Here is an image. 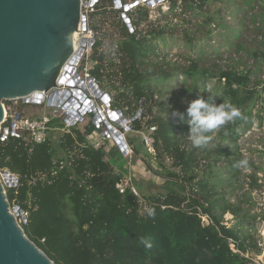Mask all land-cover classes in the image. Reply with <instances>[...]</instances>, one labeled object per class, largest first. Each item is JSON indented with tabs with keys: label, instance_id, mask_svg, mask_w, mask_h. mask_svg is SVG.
I'll return each instance as SVG.
<instances>
[{
	"label": "trees",
	"instance_id": "1",
	"mask_svg": "<svg viewBox=\"0 0 264 264\" xmlns=\"http://www.w3.org/2000/svg\"><path fill=\"white\" fill-rule=\"evenodd\" d=\"M212 1L237 0H169V12L180 8L183 17L187 12L200 14ZM241 1L249 10L260 5L251 19L256 22L259 17L264 28V0ZM104 2L97 1L89 14V28L95 33L90 58L96 62L90 75L109 94L111 108L132 118L133 130L155 127V154H145L158 167L155 173L163 178L158 187L163 189H146L144 210L129 189L119 193L115 185L129 168L127 164L117 168L102 147L95 149L87 143L92 124L81 131L76 125L50 131L43 143L32 142L25 132L5 138L0 135V172L8 170L17 176L6 197L10 207L27 212L26 220L20 222L23 232L54 264H249L240 253L258 252L259 247L242 225L253 226L257 214L242 205L251 202L245 195L232 202L227 196L230 193L217 192V185L225 179L217 182L212 171L223 160L230 172L226 184L235 186L239 132L250 126L255 104L264 106V78L258 73L264 66V50L246 49L238 43L237 51L243 50L253 60L243 69L235 65L240 60L226 68L200 66L192 57L184 64L164 57L157 60L155 50L167 23L160 25L159 18L151 19L146 7L138 5L127 12L133 27L129 31L119 10L107 9ZM147 20L156 21L155 26L138 30ZM259 46L264 47V33ZM178 75L184 79L170 85L168 81ZM211 78H216V84L207 92L204 85ZM175 86L178 99L186 104L201 96L213 97L216 104L237 108L241 116L209 133L213 139L207 146L194 147L187 139L189 126L173 118L175 109L169 107ZM167 92L171 97L166 100ZM138 110L140 116L135 117ZM52 124L63 125L59 119ZM55 133L58 136L52 139ZM127 142L134 145L132 137ZM247 161L253 170L247 174L250 193L261 186L256 177L260 167ZM131 183L139 185L137 179ZM148 209L154 210V216L148 215ZM226 212L234 216L236 224H222ZM201 214H207L211 222L203 224ZM142 237L151 247L141 243Z\"/></svg>",
	"mask_w": 264,
	"mask_h": 264
},
{
	"label": "rangeland",
	"instance_id": "2",
	"mask_svg": "<svg viewBox=\"0 0 264 264\" xmlns=\"http://www.w3.org/2000/svg\"><path fill=\"white\" fill-rule=\"evenodd\" d=\"M99 1H105L104 5L107 9H111L113 7L110 6L111 3H109V0ZM121 1L123 3H130L129 0ZM168 6L169 0H161L160 2H156L153 6L145 5L148 11V16L152 17L151 19L159 18L160 25L167 23L163 39L157 43V50H155L157 60L164 57L166 60L173 63L184 64V60L187 57H192L197 59L200 66L212 67L217 64L222 68L229 67L233 61L237 62L240 60L241 62L235 65L238 69H243L246 66H251L253 60L252 58L247 59V55L243 50L237 51L238 43L243 44L246 49L254 50L258 48V51L261 49L264 50V47L259 46L260 39L264 33V28L262 24H260L259 17L256 22H253L251 19L253 15L258 13L260 5H257L254 9L249 10L248 6L241 0L234 2L212 1L204 10L201 11L200 14L187 12L185 17H183L184 15L179 14L180 8L175 9L173 12H169V8L162 9L163 7ZM210 17L211 19L208 20ZM112 19L113 18H111V20ZM151 22L152 21L149 20L142 22L138 26V30L144 32L151 26H155L156 21H154V23ZM110 30H114V27L110 26ZM188 36H191L192 40L188 41ZM114 37H117L116 32ZM104 42H109L108 38H105ZM106 45L107 44H105V46ZM258 73L261 78H264V66L261 67V70L258 71ZM183 79L184 77L182 75H178L176 78L169 80L168 83L170 85H174L180 83ZM215 84L216 78L207 80L204 85L206 91L212 92ZM101 90L105 91L104 89ZM178 93L179 88L175 86L173 96L171 97V94L167 92L165 99L167 100L171 97L169 100V107L174 108L175 110L173 111H186L190 101L186 104L185 101L179 100ZM153 99L154 101L156 100V95ZM15 105L21 111L23 110L26 115L48 112L50 110L43 105H25L21 104L20 101L15 102ZM156 109V107L153 108L154 112ZM252 115L250 126L246 130L239 132L236 152L239 154V160L246 159L260 167V169L256 171L257 181H259L257 183L261 185L260 188L253 189L250 193H248L249 178L247 174L253 171L252 167L249 166L239 168V173L235 180V186L232 187L226 184V180L228 179L230 172H227V169L223 166V160H220L217 166L213 168L212 176L217 182L220 180L223 182L225 179L223 184L217 185L216 190L217 192L224 190L227 193H230L229 195L227 194L230 201L233 202L235 200H239L240 195H245V197L251 200L250 203L244 202L242 205L248 207L250 213L257 214L256 222L253 226H250L247 222H245L242 227L244 230L252 233L257 246L261 249L263 240L259 229L264 223V106H261L258 103L255 104L252 109ZM173 118L176 119L177 117ZM89 119L90 115L86 114L84 119L78 122L79 124H75L77 129L79 131L83 130L84 127L89 124ZM53 131L58 132L62 130L56 129ZM214 132L215 130L213 133ZM57 136L58 134L55 133L51 138L55 139ZM128 136L134 139V145H131L130 143L129 145L132 146L133 149L137 148L136 150H138L137 152L134 150L136 155L132 158L133 160L131 166L129 167V171L133 176H135L133 179H137L139 181V185L135 186L140 191V195L143 196V194L146 193L148 183L156 184L157 188H155V190L162 191L163 188H159L158 186L163 181V178L159 174H154V171H158V167L151 161V159H149V156L145 154L146 151L142 145L140 135L134 132L130 133ZM112 143L113 142H110V144ZM105 149L106 157L117 168L123 167L126 163H128V158H125L120 153V150L115 144L110 146L107 145ZM138 154L139 157L142 158L143 164L139 165L136 163L139 158ZM148 168L151 169L150 172L148 171ZM8 188L9 186H5V192ZM14 209L15 206H12L11 210L13 211ZM144 209L145 208H143V210ZM202 221L203 224H207L205 219L202 218ZM222 222L232 226L236 224V219L231 213L226 212L223 214Z\"/></svg>",
	"mask_w": 264,
	"mask_h": 264
},
{
	"label": "water",
	"instance_id": "3",
	"mask_svg": "<svg viewBox=\"0 0 264 264\" xmlns=\"http://www.w3.org/2000/svg\"><path fill=\"white\" fill-rule=\"evenodd\" d=\"M110 6L119 13L129 31L133 30L127 12L139 5V0L123 3L109 0ZM161 0H148L153 6ZM97 0H91V5ZM81 0H0V127L4 119V100L20 98L24 103H40L41 95L55 85L61 69L76 62L83 50L84 40L73 54L72 35L79 25L85 30V17L80 14ZM94 39L88 41L91 47ZM100 100L109 104L110 96L99 89L91 78ZM33 94V98L29 95ZM47 106H55L50 97ZM87 111L93 112V108ZM85 111H82L84 114ZM125 121L121 110H116ZM82 114L78 121L82 120ZM97 116L94 115L93 125ZM75 122L71 123L72 125ZM124 156L127 148L124 142L116 141ZM14 174L4 170L0 174V264H54L23 232L18 215L22 209L15 206L12 211L6 197L5 186H12ZM17 179V178H16ZM15 184H13L14 186ZM157 185L148 183L150 191ZM22 220L26 219L22 217ZM260 233L263 244L258 252L250 251V257L264 264V223Z\"/></svg>",
	"mask_w": 264,
	"mask_h": 264
},
{
	"label": "built area",
	"instance_id": "4",
	"mask_svg": "<svg viewBox=\"0 0 264 264\" xmlns=\"http://www.w3.org/2000/svg\"><path fill=\"white\" fill-rule=\"evenodd\" d=\"M146 1L148 0H139V5L145 6ZM129 2L131 1L129 0ZM90 3L91 0H81L80 14L85 17L86 26L85 30H82L80 25L78 27L77 37L75 40L77 44L76 49L73 42L74 54L80 47L82 40H84L83 50L77 57L76 62L69 64L66 69H61L55 85L49 90L46 92H37L41 95L39 104L24 103L20 98L4 100L2 103L4 119L0 127V135L2 138H5L10 133L25 132L32 142L43 143L48 139L50 131L56 129L63 130L65 127L71 126V123L73 122H75L73 124L75 125L79 122L78 117L81 112L85 111L84 114H82V119H84L86 114L90 115V119L88 120L89 124L93 125L92 122L94 115L97 116V125H93L94 128L92 132L87 135V143L95 149L102 147V149L105 151L107 145H116V141L124 142L127 148V153L124 155V157L128 158L129 160L128 163H126L129 168L133 160L132 158L136 155V152L132 146L128 144L127 136L130 133H138L146 153H148L150 156H154L155 151L153 146L154 139L152 132L155 130V127L149 126L143 131L133 130L131 125L132 118L126 117L122 113L125 119V121H123L121 115L116 112L117 109H112L110 103H103L100 100V97L96 95V89L91 82V78L93 77L90 75V70L95 66L96 62L90 58L91 47H88V41L90 39H95V33L89 28V14L95 11V4L91 5ZM164 8H169V6L163 7L162 9ZM29 97L33 98L34 96L33 94H30ZM50 97L53 99V102L58 103V105L47 106L46 101ZM17 101H20L21 104L25 105H43L50 110L48 112L26 115L24 114L23 110L21 111L16 107L15 102ZM90 107L93 108V112L87 111ZM139 116L140 110L136 112L135 117ZM54 119H59L60 123L63 125L54 126L52 124ZM187 139H189V137H187ZM110 142L113 143L110 144ZM136 163L139 165L143 164L142 158L139 157ZM150 168H148L149 172L151 171ZM154 174L157 175L155 171ZM14 177L15 178H12V186L13 184L16 185L17 183V176L14 175ZM134 177L135 176H133L129 171L123 179L116 183L115 188L119 193H123L125 190L129 189L138 198L142 208H145V200L143 196L140 195V191L137 189V187L131 183ZM8 186L10 187V185ZM26 216L27 212L22 210V214L18 215L17 219L21 222L23 221L22 217L26 219ZM200 217L201 219H205L207 224L211 222L207 214H201ZM222 224H224L226 227H230V225H227L226 223L222 222ZM230 246L234 252H239L234 248L232 243H230ZM240 254L249 260V264H261L259 261L251 258L249 252Z\"/></svg>",
	"mask_w": 264,
	"mask_h": 264
},
{
	"label": "clouds",
	"instance_id": "5",
	"mask_svg": "<svg viewBox=\"0 0 264 264\" xmlns=\"http://www.w3.org/2000/svg\"><path fill=\"white\" fill-rule=\"evenodd\" d=\"M173 117H178L180 123H187L189 126L188 137L194 147L207 146L213 139L209 133L224 126L230 121L241 116L240 111L228 103L216 104L213 97L205 99L203 96L192 100L185 113L172 112ZM248 161L241 159L234 164V167H246ZM148 215L154 216V210L148 209ZM141 243L151 247L147 238L142 237Z\"/></svg>",
	"mask_w": 264,
	"mask_h": 264
},
{
	"label": "bare ground",
	"instance_id": "6",
	"mask_svg": "<svg viewBox=\"0 0 264 264\" xmlns=\"http://www.w3.org/2000/svg\"><path fill=\"white\" fill-rule=\"evenodd\" d=\"M78 31V30H77ZM77 31H75L74 33H73V35H72V40H73V42H74V47H75V49L77 48V44H76V37H77ZM79 112V111H78ZM81 114H82V112H81Z\"/></svg>",
	"mask_w": 264,
	"mask_h": 264
},
{
	"label": "crops",
	"instance_id": "7",
	"mask_svg": "<svg viewBox=\"0 0 264 264\" xmlns=\"http://www.w3.org/2000/svg\"><path fill=\"white\" fill-rule=\"evenodd\" d=\"M105 151H106V149H105Z\"/></svg>",
	"mask_w": 264,
	"mask_h": 264
},
{
	"label": "flooded vegetation",
	"instance_id": "8",
	"mask_svg": "<svg viewBox=\"0 0 264 264\" xmlns=\"http://www.w3.org/2000/svg\"><path fill=\"white\" fill-rule=\"evenodd\" d=\"M259 251V250H258Z\"/></svg>",
	"mask_w": 264,
	"mask_h": 264
}]
</instances>
